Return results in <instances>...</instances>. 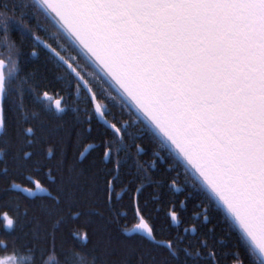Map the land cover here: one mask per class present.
<instances>
[{
    "label": "snow or ice",
    "instance_id": "obj_1",
    "mask_svg": "<svg viewBox=\"0 0 264 264\" xmlns=\"http://www.w3.org/2000/svg\"><path fill=\"white\" fill-rule=\"evenodd\" d=\"M240 243L264 264V0H0V264Z\"/></svg>",
    "mask_w": 264,
    "mask_h": 264
},
{
    "label": "trees",
    "instance_id": "obj_2",
    "mask_svg": "<svg viewBox=\"0 0 264 264\" xmlns=\"http://www.w3.org/2000/svg\"><path fill=\"white\" fill-rule=\"evenodd\" d=\"M214 220H218L217 217L214 216ZM207 226H204V231H206ZM218 231L215 234H210L214 240H218L219 237L224 236L225 233L223 231V226L217 223ZM238 238L236 237L235 233H233L232 237L226 239V243L223 245H217L220 248H231L233 247L234 241H237ZM239 248L241 251V254L245 260V264H256V261L254 260L253 256L250 254L249 250L246 246H244L242 243L239 244Z\"/></svg>",
    "mask_w": 264,
    "mask_h": 264
}]
</instances>
